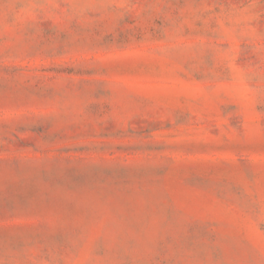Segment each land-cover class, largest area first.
Segmentation results:
<instances>
[{"label": "rangeland", "instance_id": "1", "mask_svg": "<svg viewBox=\"0 0 264 264\" xmlns=\"http://www.w3.org/2000/svg\"><path fill=\"white\" fill-rule=\"evenodd\" d=\"M0 264H264V0H0Z\"/></svg>", "mask_w": 264, "mask_h": 264}]
</instances>
